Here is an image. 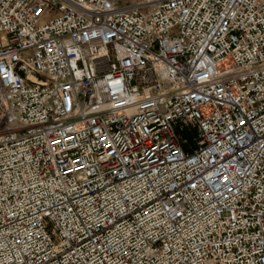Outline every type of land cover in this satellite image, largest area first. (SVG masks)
Masks as SVG:
<instances>
[{
	"label": "built area",
	"instance_id": "obj_1",
	"mask_svg": "<svg viewBox=\"0 0 264 264\" xmlns=\"http://www.w3.org/2000/svg\"><path fill=\"white\" fill-rule=\"evenodd\" d=\"M0 264H264V0H0Z\"/></svg>",
	"mask_w": 264,
	"mask_h": 264
}]
</instances>
